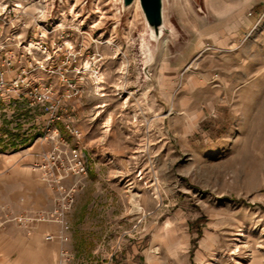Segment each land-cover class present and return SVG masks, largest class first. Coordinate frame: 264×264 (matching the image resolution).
<instances>
[{
	"label": "rangeland",
	"instance_id": "374dc122",
	"mask_svg": "<svg viewBox=\"0 0 264 264\" xmlns=\"http://www.w3.org/2000/svg\"><path fill=\"white\" fill-rule=\"evenodd\" d=\"M222 3L154 38L134 2L0 0V264H264V0ZM57 178L65 220L22 225Z\"/></svg>",
	"mask_w": 264,
	"mask_h": 264
},
{
	"label": "built area",
	"instance_id": "2783aa9c",
	"mask_svg": "<svg viewBox=\"0 0 264 264\" xmlns=\"http://www.w3.org/2000/svg\"><path fill=\"white\" fill-rule=\"evenodd\" d=\"M56 182V196H55V205L51 210H37L33 212L34 214L21 213L17 219L19 222L28 227L29 222L34 221H55L62 223L65 220L66 213L70 209L72 191L73 188L67 189L66 186L61 182L60 178H57ZM54 238V235L49 233L47 234V239Z\"/></svg>",
	"mask_w": 264,
	"mask_h": 264
},
{
	"label": "water",
	"instance_id": "95a60500",
	"mask_svg": "<svg viewBox=\"0 0 264 264\" xmlns=\"http://www.w3.org/2000/svg\"><path fill=\"white\" fill-rule=\"evenodd\" d=\"M135 0H123L124 6L131 5ZM150 28L157 36L164 26V0H139Z\"/></svg>",
	"mask_w": 264,
	"mask_h": 264
},
{
	"label": "crops",
	"instance_id": "0c3cea01",
	"mask_svg": "<svg viewBox=\"0 0 264 264\" xmlns=\"http://www.w3.org/2000/svg\"><path fill=\"white\" fill-rule=\"evenodd\" d=\"M30 175H26L21 177V179H29ZM15 180L14 177L12 175H4L3 176V182H4V191L6 192V188L8 187V184L12 181ZM61 227V225H57V224H40L38 225V227L35 230L36 234H40L45 230H50V229H59ZM49 232V231H48ZM11 233H9V231L2 229V231H0V247L1 249H4V245H3V241L5 240H9ZM27 242L24 243V245H26ZM29 244L27 243L26 249H29L30 246H28ZM30 248H33V246H31ZM1 264H3V262H1Z\"/></svg>",
	"mask_w": 264,
	"mask_h": 264
},
{
	"label": "bare ground",
	"instance_id": "6f19581e",
	"mask_svg": "<svg viewBox=\"0 0 264 264\" xmlns=\"http://www.w3.org/2000/svg\"><path fill=\"white\" fill-rule=\"evenodd\" d=\"M211 5H212V7L214 8V10H220V11H223V10H222L223 7H224V9H225L226 6H227L228 4L224 5V4L222 3V0H211ZM133 6H135L136 8H139V7H140V1H139V0H135ZM134 9H135V8H134ZM162 29H163V27L161 28V31H162ZM150 30H151L152 37L157 38L158 36H157V34L155 33L154 29L150 28ZM165 41H166V39L163 40L164 43H165ZM197 59H198V57H196V58L193 60L192 64H196V63H197ZM192 64H191V65H192ZM189 67H190V66H189ZM189 67H188V68H189ZM98 79H99V78H98ZM99 80H100V79H99ZM95 81H96V80H95ZM98 83H99V82H98ZM96 89H97V88H96ZM102 95H104V94H102ZM137 207L139 208V207H140V204H137Z\"/></svg>",
	"mask_w": 264,
	"mask_h": 264
}]
</instances>
